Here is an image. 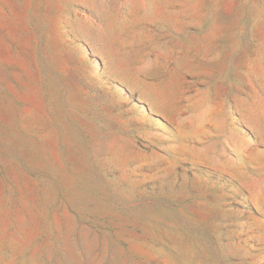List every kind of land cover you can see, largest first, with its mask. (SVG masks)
Segmentation results:
<instances>
[{
    "label": "rangeland",
    "instance_id": "374dc122",
    "mask_svg": "<svg viewBox=\"0 0 264 264\" xmlns=\"http://www.w3.org/2000/svg\"><path fill=\"white\" fill-rule=\"evenodd\" d=\"M0 264H264V0H0Z\"/></svg>",
    "mask_w": 264,
    "mask_h": 264
}]
</instances>
